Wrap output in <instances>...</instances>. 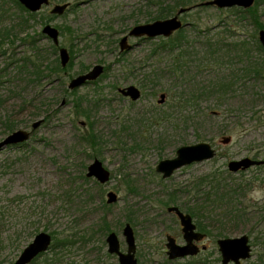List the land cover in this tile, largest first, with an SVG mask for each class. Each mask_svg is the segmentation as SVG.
Masks as SVG:
<instances>
[{
    "label": "rangeland",
    "instance_id": "374dc122",
    "mask_svg": "<svg viewBox=\"0 0 264 264\" xmlns=\"http://www.w3.org/2000/svg\"><path fill=\"white\" fill-rule=\"evenodd\" d=\"M50 1L42 9L43 21L38 17L39 21L20 26V13L11 0H0V31L11 30V38L0 47L6 50V55H0V95L4 99L0 117L4 120V115H13L16 130L31 133L24 147L0 151V264H13L41 231L56 232L60 241L69 239L67 248L53 254L47 251L49 257L60 258L61 264H119L118 257L108 252L106 237L114 231L126 251L123 228L127 222L135 232L139 264H222L217 240L243 234L250 237L252 256L241 264L256 262L261 248L252 240L264 237V184L260 181L264 168L252 167L228 179L244 183L252 179V185L239 201L222 210L209 204L206 208L209 184L200 186L198 181L225 172L232 160L255 156L264 160V83L240 82L223 98L213 95L187 107L181 103L194 86L199 91L207 89L220 76L243 70L246 57L238 48L240 41H246L251 55L261 56L255 45L259 30L255 32L253 21L229 17L215 6L193 9L182 17L188 24L184 27L188 62L176 71L178 55L158 50L160 39L130 37L133 47L125 51L120 40L133 26L157 20L160 8L173 7L177 0ZM64 3L70 7L63 15L51 13L56 4ZM259 13L264 23V5ZM46 24L62 32L58 46L68 48L70 62L60 75L28 84V76L17 72L18 62L12 58L29 55L28 42ZM37 44L45 64L60 59L59 50L52 53L50 38H38ZM209 44L218 50L207 58L202 51ZM212 58L219 63L209 65ZM97 64L108 67L102 80L69 89L72 78ZM130 85L141 90L139 100L119 92ZM163 93L165 101L159 103ZM83 96L89 118L77 106ZM36 97L39 101L29 102ZM40 102L45 104L35 109L33 105L40 106ZM39 120H43L41 125L33 128ZM3 130L0 124V141L10 134ZM227 137L231 141L225 144L222 140ZM199 142L211 143L217 155L185 166L169 178L156 171L158 163L175 157L180 146ZM95 159L111 173L105 184L86 175ZM110 191L119 198L114 204L107 202ZM171 194L184 211L205 206L198 218L211 233L198 242L200 248H206L196 256L168 258V235L178 244L185 243L179 218L164 204ZM235 206L241 214L245 210L246 217L238 220ZM104 216L108 232L101 230ZM223 231L231 233L218 236ZM45 259L39 258L37 264Z\"/></svg>",
    "mask_w": 264,
    "mask_h": 264
},
{
    "label": "water",
    "instance_id": "95a60500",
    "mask_svg": "<svg viewBox=\"0 0 264 264\" xmlns=\"http://www.w3.org/2000/svg\"><path fill=\"white\" fill-rule=\"evenodd\" d=\"M92 0H86L90 2ZM19 2L29 11L38 12L45 6H50V0H19ZM255 0H207L197 5L181 7L177 13L171 17L164 19H157L152 22L142 23L135 25L131 28L129 33L120 40V48L122 51L130 50L133 45L129 43V38H150L156 39L158 37L168 38L172 36L178 30L186 27L188 24L184 23L181 16L188 11L198 6H215L219 9H227L233 7L250 8L254 5ZM70 7V3L56 4L52 9V14L63 15ZM42 33L50 38L55 45H60V31L52 24L44 25ZM259 41L264 48V29H260L258 32ZM59 57L62 67H66L70 62V53L68 48L64 46L59 47ZM105 71L103 65L97 64L90 71L79 74L71 79L68 87L69 89H78L86 85L88 82L97 80ZM119 92L130 98L132 101H137L141 98V90L135 86L130 85L124 88H119ZM165 101V94H161L159 103ZM43 120H39L33 123V128H37L41 125ZM31 137L30 131L27 129L15 130L8 134L0 141V151L9 146H14L27 142ZM231 141L230 137L224 138L223 143L227 144ZM217 155V150L209 142H199L192 145L180 146L176 151V156L173 158H167L161 160L156 171L162 174L163 178L171 177L177 170L189 166L193 163L203 162L211 160ZM263 160L253 159L251 157H244L238 160H232L228 163V170L232 173H238L240 171H246L257 165L263 164ZM87 177L95 178L99 183L105 184L110 180L111 173L104 166L103 162L99 159H95L89 166ZM107 202L113 204L119 200L118 195L110 191L108 194ZM168 212L176 214L180 220V224L183 231V237L185 239L184 244H178L176 239L168 235L167 236V254L170 260H178L186 257L198 255L202 249L199 247L198 242L202 241L206 234L197 229V225L194 222L193 217L184 212L180 207L172 205L168 207ZM123 234L127 242V250L123 251L118 235L111 231L106 237L108 244V252L118 257L119 264H139L136 257L137 243L135 232L132 225L127 222L123 228ZM53 238L52 235L46 231L39 232L34 239L23 249L18 259L13 264H30L37 256L47 252L50 249ZM219 251L222 256V264H241L243 261L248 260L252 256V245L250 243V237L248 234H243L238 237L219 238L217 240Z\"/></svg>",
    "mask_w": 264,
    "mask_h": 264
},
{
    "label": "trees",
    "instance_id": "16d2710c",
    "mask_svg": "<svg viewBox=\"0 0 264 264\" xmlns=\"http://www.w3.org/2000/svg\"><path fill=\"white\" fill-rule=\"evenodd\" d=\"M11 2L13 6L20 13V16L18 19L19 20L18 24L20 23V26L28 25L31 21H39L38 17H40L42 21L44 20V13H42V10L38 12H31L28 9H26L19 2V0H11ZM196 4L197 3L191 0H177L175 3V6L173 7H161L160 11L158 12V15L155 18L164 19V18L171 17L174 14H176V11L179 10L181 7H188V6H193ZM263 5H264V0H255L254 5L250 8L233 7V8H227V9H221V11H226L228 12L229 17L235 16V17H238L239 20H245L247 19V17L250 18L256 27L255 32H257V29L258 30L264 29V23L260 21L261 13H259V7ZM197 8H200L202 10V9H206L207 7L199 6ZM189 13L190 11L185 12L183 16ZM48 17L55 18V15H49ZM10 31L6 29L0 31V47L1 45H3L6 39L11 38ZM185 31H186L185 28H182L168 38H164V37L157 38V39H160V42L158 43V50H168L171 52H176V54L178 55L177 56L178 66L174 67L176 71L183 70L181 68L188 62V61H185V59L188 58V52H187L186 47L189 44V40H188V36L185 35ZM61 35H62V32L60 33V36ZM44 37L46 36L42 32H37L34 36L31 37V40L30 42H28V45L31 47L32 51L30 52L29 55L24 56V58L15 60L14 58H12L14 55L12 54L11 56L12 60L18 62L17 72L24 73L26 76H28L26 77L28 84L30 83L40 84L41 81L45 77L52 76V74H55L58 76L62 72H64V69H66L67 67V66L62 67L60 59L58 57L55 59L54 62H51L50 65L45 64V55L43 51L37 46L38 38L39 40H42ZM143 39H146V38H143ZM218 43L221 44L222 41ZM190 44L192 43L190 42ZM236 44L237 43H235V45ZM255 45L261 55L259 58L251 55L252 50L251 48L247 47L246 41H240L238 43V48L243 50L241 51L242 53L245 54V57H246V66L243 68V70H241V72H239V70L238 72L237 71L232 72L227 77L220 76V79H218V81L216 80L215 82H213L212 85L209 86V88L207 89H202L199 91L196 88V86H194L191 89L189 96L185 100H183L181 103H184L183 105L187 107L191 104L196 105L201 99H204L206 97H210L213 95H216L218 98H223L233 92V88H232L233 85L238 84L240 82L248 83L250 81H262L264 83V48L262 47L259 41V38L257 39L256 34H255ZM50 47L52 49V53L56 54L59 50V46H56L55 44H52ZM217 50L218 49L212 48V46H210L209 44L205 47V51H202V53L204 54V57L210 58L215 55ZM0 55L2 56L6 55V50H3V51L0 50ZM219 61L220 60L218 58L216 59L212 58L208 60V64L209 65L218 64ZM20 62H22V64ZM29 68H32L31 72L30 70L28 71ZM107 70H108V67L105 68L104 73L97 80L88 82L87 84L97 83L98 81L102 80L106 76ZM30 77H33V78L30 79ZM84 98H85L84 96L80 98V102L77 106H79L80 108L82 107V110L80 109L81 112L89 118V112H88L89 110L87 108V102L86 100H84ZM33 101L37 102L39 100L37 99V97L34 98L33 100H29V102H33ZM3 102H4V99L2 98V95H0V105ZM42 104H45V103L40 102V106H37L36 104L34 105L32 104V105L34 106L35 109L40 110L42 108ZM40 112H42V110L38 111V113ZM1 119L2 117H0V124L4 127L3 133H11L16 130L17 124L15 122L16 120L13 115H7V116L4 115V120H1ZM26 144L27 142H23L21 144L9 146V147L21 148V147H24ZM254 159H259V158L255 156ZM254 167L258 170H262L264 168V163L261 165L254 166ZM243 172L245 171H241L239 173H243ZM234 174L235 173H232L228 169H226L225 172H220V171L214 172L205 177H202L200 181H198L200 182V186L202 185L206 186L207 184H209V191L205 194L204 204L206 205V208L208 207V204H209V206L215 205L217 208H220V210H222L226 206H232L234 202L239 201V199L243 197L245 192H247V188L252 185V182H251L252 179H249L248 183H244L243 181L238 182L235 179L233 181H228V179H231V178L233 179ZM260 181L264 184V177L261 178ZM197 185H199V183ZM199 191H202V189ZM164 204L167 205V207L175 205V206L180 207V209L182 210L184 209L182 205L180 206L177 205L178 203H177L176 197L173 196V194L169 196L168 201H165ZM105 205L107 207H110V205L107 203H105ZM237 207L238 206H235L234 209L236 213L239 212L240 214H238L236 218L240 220L246 217L247 213L245 212V210L241 214V210L238 209ZM204 208L205 206L204 207L202 206L201 208H198V209L185 208V211L184 210L183 211L186 213H189L193 217V219L195 218L197 220L196 224H197L198 230H200L203 233H211L209 226L203 225V223L198 218L200 210H203ZM102 221H103V224L101 225V230H103L104 232L110 231L107 216H104ZM229 233L231 232L227 233V231H223L218 236L223 237V236L229 235ZM51 234H52L53 241L49 249L50 253L53 254L69 246L68 238L60 241L56 236V232H52ZM91 236L92 234H90V237ZM0 237H1L0 239H2V236ZM252 244L256 246H260L261 248L259 257L257 261L254 262L253 264H264V237H259V236L255 237L252 240ZM0 245H1V242H0ZM48 253L45 252L41 254L31 264H37V262L39 261V258L43 256H46V259L44 260L43 264H61L62 261L60 258H57V257L55 258L54 255L49 257Z\"/></svg>",
    "mask_w": 264,
    "mask_h": 264
},
{
    "label": "flooded vegetation",
    "instance_id": "af4514ba",
    "mask_svg": "<svg viewBox=\"0 0 264 264\" xmlns=\"http://www.w3.org/2000/svg\"><path fill=\"white\" fill-rule=\"evenodd\" d=\"M196 5H197V4H196ZM196 8H197V7H196ZM196 8H194V9H196ZM192 10H193V9H192ZM174 15H175V14H174ZM182 16H183V15H182ZM182 16H181V19H182ZM182 20H183V19H182ZM142 38H145V37H142ZM158 38H159V37H158ZM196 225H197V224H196ZM197 229H198V228H197ZM199 231H200V230H199ZM205 234H206V233H205ZM205 237H206V236H205ZM204 239H205V238H204ZM204 239H203V240H204ZM200 242H201V241H200ZM48 251H49V250H48ZM44 253H45V252H44ZM42 254H43V253H42ZM40 255H41V254H40ZM40 255H39V256H40ZM113 255H114V254H113ZM37 257H38V256H37ZM37 257H36V258H37ZM191 257H193V256H191ZM36 258H35V259H36ZM35 259H34V260H35ZM137 259H138V258H137ZM34 260H33V261H34ZM33 261H32V262H33ZM32 262H31V263H32ZM31 263H30V264H31Z\"/></svg>",
    "mask_w": 264,
    "mask_h": 264
}]
</instances>
